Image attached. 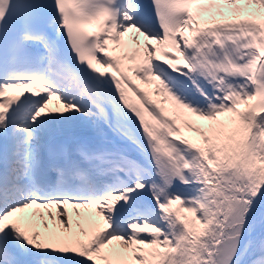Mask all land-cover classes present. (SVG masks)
Masks as SVG:
<instances>
[{"label":"snow or ice","instance_id":"obj_1","mask_svg":"<svg viewBox=\"0 0 264 264\" xmlns=\"http://www.w3.org/2000/svg\"><path fill=\"white\" fill-rule=\"evenodd\" d=\"M0 264H264V0H0Z\"/></svg>","mask_w":264,"mask_h":264}]
</instances>
